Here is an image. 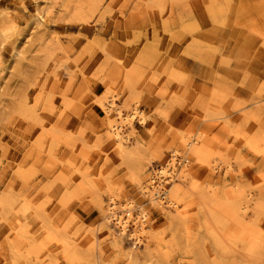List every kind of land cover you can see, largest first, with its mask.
Here are the masks:
<instances>
[{
    "label": "rangeland",
    "instance_id": "rangeland-1",
    "mask_svg": "<svg viewBox=\"0 0 264 264\" xmlns=\"http://www.w3.org/2000/svg\"><path fill=\"white\" fill-rule=\"evenodd\" d=\"M194 134L167 214L141 188ZM0 264H264V0H0Z\"/></svg>",
    "mask_w": 264,
    "mask_h": 264
},
{
    "label": "bare ground",
    "instance_id": "bare-ground-1",
    "mask_svg": "<svg viewBox=\"0 0 264 264\" xmlns=\"http://www.w3.org/2000/svg\"><path fill=\"white\" fill-rule=\"evenodd\" d=\"M42 20H44V15L39 14V18L36 21V25L38 27L39 26L41 27ZM99 110H100L102 117L107 122L108 128L111 131V138L113 141V145L119 151L125 153L126 152V145L124 142H125L127 136L123 132V129H124L123 126L128 125L129 128H132V119H133L134 115H136V113L139 114V116H140V117H138L140 123H146L145 117L142 115L141 112H138V110H136V109H133L130 112L124 113L122 111V109L119 106H117V104H115L113 99L108 100L106 103H101ZM203 121L206 122V121H209V119L204 118ZM182 140L184 142H186L184 153H180L178 155V152L175 149L171 150L170 159L167 162H165L163 165H161L155 172V174L158 175L159 180L156 179L155 174H154L152 177H149L150 180H149L148 184L144 185L141 188L142 193L146 194L145 195L147 197L146 200L151 202L153 204L152 206L159 207L160 209L166 211L167 214H170L172 212V210L169 208L177 207L179 204L177 200H173L171 198V196H169L170 194L168 193V191H169L170 185H174L176 187V189L174 190L175 195H176V192L179 191V186L177 185V183H179L180 180L183 181L184 184L186 183V181H187V179H186V175H187L186 167H187V162H188V154L194 153L195 156L200 157V156H202V153H203V149L201 146L198 145L197 136L195 134L188 136V137H183ZM201 161H203V160H201ZM179 166H180V168H179ZM163 199H164V201H163ZM108 201L109 202L104 209V211H105L104 219L107 222L114 220L116 224H119L118 225L119 226V228H118L119 233H117V234L112 233L111 237L114 239L119 238V240H120V238L126 232L127 224H128L127 222H129L128 220L130 219L132 222V225H133V229L131 230V232L129 234L130 237L133 238V240H134L133 242L135 245L143 244V242H144L143 237L146 236L145 231L151 225L150 216L148 215L147 210L143 207H139V209L135 215H132V213L130 211H127L125 217H122V216L117 214L118 212L115 211L116 210V203H115L113 197L110 196L108 198ZM129 203L131 204V202H128L127 204H129ZM241 205H243L241 207V209L245 210L247 205L245 203H241ZM214 228L216 229L217 227H214ZM216 230L219 231L218 228ZM223 234H218V235L224 236L225 234L224 235ZM213 235H214V233H213ZM220 239H222V237ZM216 243L218 245H221L223 242L220 244V241H217ZM98 245H99V243H98ZM257 251L255 253H258ZM251 252L252 251H250V253ZM244 254H246V253H244ZM244 254H243V256H245ZM126 256H127V259L131 258V253L127 252Z\"/></svg>",
    "mask_w": 264,
    "mask_h": 264
}]
</instances>
